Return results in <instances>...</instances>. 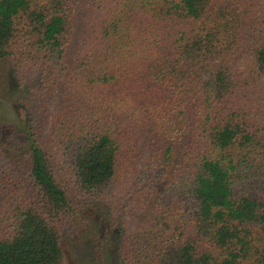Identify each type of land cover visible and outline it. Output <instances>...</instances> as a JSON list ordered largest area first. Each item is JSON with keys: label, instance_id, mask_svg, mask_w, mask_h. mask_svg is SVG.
<instances>
[{"label": "trees", "instance_id": "16d2710c", "mask_svg": "<svg viewBox=\"0 0 264 264\" xmlns=\"http://www.w3.org/2000/svg\"><path fill=\"white\" fill-rule=\"evenodd\" d=\"M73 4L0 0V63L21 105L7 118L1 91L0 264H64L66 222L105 228L76 197L102 203L126 181L149 216L136 235L112 228L103 264H264L251 193L264 138L248 119L264 0H95L82 32ZM56 89L46 130L36 114Z\"/></svg>", "mask_w": 264, "mask_h": 264}, {"label": "rangeland", "instance_id": "374dc122", "mask_svg": "<svg viewBox=\"0 0 264 264\" xmlns=\"http://www.w3.org/2000/svg\"><path fill=\"white\" fill-rule=\"evenodd\" d=\"M95 0H72L73 11L76 13L77 24L76 28L78 31L82 32L85 26V22L83 20V15L86 10L91 7V3ZM11 63L10 62H1L0 63V93L3 91L4 94L1 96V102L6 111L7 118L15 115V111H18L21 105L15 101L13 98H7V94L10 93L11 89L14 85H12L13 75L11 74ZM10 75L12 77H10ZM23 78H27L26 81L32 82V77L29 75L22 76ZM27 85V84H26ZM28 86H34L32 83H28ZM27 86V92L28 91ZM262 89V88H261ZM63 91L61 89H56L53 92L52 99L49 101V105L42 112H38L36 114V109H32V107L36 106L37 94H33L30 97L31 107L29 108V112L32 115H37V121H45V129H49L51 121H52V113L60 101L62 97ZM5 95V96H4ZM251 105L255 108L256 116L255 118H248L250 125L257 130L264 138V89L262 92L255 91L253 92ZM42 115L40 116L39 114ZM258 115H261L259 118ZM40 117V120H39ZM13 123V121H11ZM14 125V124H12ZM186 134V133H185ZM143 156L147 155V153H143ZM1 162L3 159H0ZM68 168L64 167L63 172H65ZM165 180H162L159 184L160 188L165 186ZM130 188V184L126 181L124 184H120L110 200H105V202L92 203L88 201V203H82L83 197L77 196L79 203L82 204L85 209L92 210L93 207L98 209L96 212L97 217L103 223V228L101 230L100 235L92 234V225L88 224V222L84 221L83 226H73L70 223L66 222L61 228V247L64 254V264H103L105 261L103 260V248L109 245L108 233L112 230V228L117 225L123 228L125 226V233L128 231L130 234H138L137 230L143 226V223L147 216H149V212H147V206H141L135 200H132L128 194V189ZM255 198H258L264 201V188L256 186L251 192ZM127 237V236H126ZM188 237H192V234H188ZM98 238L100 240L97 243ZM128 238V237H127ZM125 241L129 242V238L125 239ZM117 241V245H118ZM121 244V243H120ZM122 246V244H121ZM206 247V246H203ZM123 249V248H122ZM129 249L128 245L126 246V250ZM125 250V248H124ZM123 251V250H121Z\"/></svg>", "mask_w": 264, "mask_h": 264}]
</instances>
